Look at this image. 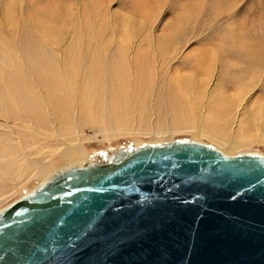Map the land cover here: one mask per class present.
Segmentation results:
<instances>
[{
  "label": "rangeland",
  "instance_id": "1",
  "mask_svg": "<svg viewBox=\"0 0 264 264\" xmlns=\"http://www.w3.org/2000/svg\"><path fill=\"white\" fill-rule=\"evenodd\" d=\"M93 30L97 32L96 39ZM84 31L93 41L86 42ZM22 39L27 46L47 42L56 49L69 47L76 67L83 63L86 46L92 49L100 45L102 61L108 59L106 54L112 49H121L119 52L129 56L132 51L134 55L138 51L149 52L148 63L151 61L153 69L145 73L149 80L145 87L140 88L137 83L142 82L130 75L120 78L122 86L131 84L133 92L118 95L104 75L99 76L95 90L86 78L61 77L64 89L75 87L77 94L81 89L88 91L86 97L84 94L78 99L76 109L73 99L67 98L71 101L64 103L67 106L60 102L56 111L50 112L56 119L67 122H73L74 116L79 115L82 143L90 156L94 151L122 144L178 137L211 143L221 151H227L226 138L236 141L226 154L243 151L264 154V64L261 66L258 61L264 58V0H0V52L10 58V49L17 50ZM155 46L164 71L160 81H154L153 70L159 67L154 63L159 57ZM117 97H123L125 102ZM118 104L123 105V115L115 118V124L105 125L104 121L111 119L109 109L114 112L122 109ZM215 125H225L227 137L211 131ZM197 127L205 131L197 132ZM72 131L69 130L68 138L76 140ZM15 140L16 136L0 142V155L5 151L11 153ZM75 140L71 142L76 144ZM56 141H51L53 146L45 148L43 155L40 153L41 158L50 161L52 169L80 158L65 157L59 151L63 146ZM3 160L10 162L8 158ZM26 162H10L13 168L10 177L0 173V183L4 185H0V208L41 181L32 167L21 168Z\"/></svg>",
  "mask_w": 264,
  "mask_h": 264
},
{
  "label": "water",
  "instance_id": "2",
  "mask_svg": "<svg viewBox=\"0 0 264 264\" xmlns=\"http://www.w3.org/2000/svg\"><path fill=\"white\" fill-rule=\"evenodd\" d=\"M94 155L0 209V264H264L263 154L178 137Z\"/></svg>",
  "mask_w": 264,
  "mask_h": 264
},
{
  "label": "bare ground",
  "instance_id": "3",
  "mask_svg": "<svg viewBox=\"0 0 264 264\" xmlns=\"http://www.w3.org/2000/svg\"><path fill=\"white\" fill-rule=\"evenodd\" d=\"M93 33L95 34L93 38L96 39L97 32L93 30ZM87 34L88 33L84 31V35L86 36L87 39L86 42L92 39V38L88 39ZM91 42L90 44L93 46ZM20 43H22V45L18 46L17 50L12 51L9 48L10 52L12 53V56L10 58L6 57L4 52L2 51L0 52V142L3 143L6 140L9 141L10 138L16 136V140H15L16 145L10 147L12 149V152L8 153L7 151H5L2 155H0V173L7 175V177H10L11 175L10 170L12 168L10 162L16 164L17 161H23V162L27 161L26 163L21 164L22 165L21 168L30 169L32 167L33 171H35V174H38L42 178L40 181L42 182L45 178H47L49 175H51L59 168L86 164L89 163L90 160H97L98 157L96 155L90 156L84 144L82 143V128L80 127L81 122L79 121L80 120L79 115H75V116L73 115L74 116L73 122H67L66 120L60 121L56 119L50 112L51 110L56 111V107L59 105L58 103L60 102L62 104L66 102L67 103L71 102L67 98H70V100L73 99L72 103L76 104L78 99H80V97H82L88 91V89L87 91L85 90L83 91V89H81L77 94V92L75 93L76 90L75 87H69L67 89H64L60 80L61 77L66 78L75 75L77 77L86 78L85 80H88V85L90 86V88L95 90L94 88L98 83L99 76L104 75L105 80L108 81L109 84H111L113 88L116 91H118V95H120V93L124 94L126 92H133L131 90V84L130 87H126L128 86L125 85L126 83L122 86L121 84L122 81L120 80L121 77H123L124 75H130L131 78L134 77L135 79H138L139 82H142V83H137L139 87L140 86L142 87L143 85L145 87V85L149 81L147 80L148 77L145 76V73L152 70L153 68H150L149 63L151 61L148 63V58L150 57V55L148 54L149 52L145 53L142 51H138V54L134 55L133 51L132 52L130 51L131 53L129 56L128 54H124L123 51L119 52L121 49H117L115 51H113L112 49V51L109 54H106V58L108 59L102 61L101 53L99 52V49L101 48L100 45L96 47L93 46L92 49H89L90 47L87 49L86 46V48L84 49L85 52L83 56L84 60H82L83 63H81L79 67H76L75 65L77 64V62L72 59L73 58V56H71L72 51H70L69 47L65 48L64 50L62 47L56 49L47 42L43 43V45L41 46L39 44H35V42L31 43L30 46H27L25 39H22ZM18 45L20 44L18 43ZM155 47L157 48V54L159 57H157V59L156 58L154 59V63L159 64V67H157V70H153L155 71L154 74L155 79L153 78V75L152 76L150 75L149 78H151L152 80L154 79V81L155 80L160 81V78L163 75L162 72L164 71L160 68V62L162 60L160 57V52L158 51L159 50L158 46ZM249 53L253 54L254 52H249ZM131 55H133V57ZM154 56L156 55L154 54ZM253 56H257V54ZM128 57L130 58V61L128 60ZM253 60L255 59H252V61ZM258 61H260L259 63L260 65L261 63L264 64V58L260 57ZM162 79L165 80L166 76L163 77ZM57 80H59L58 83ZM108 82H106L105 85L108 84ZM108 86L110 87V85ZM153 87H155V85ZM113 88L111 87L109 89L111 90ZM101 89L102 88H100V90ZM106 90L104 92L107 93ZM64 92H67V95H65ZM91 93L92 92L90 91L89 94ZM119 97L117 98L118 99L123 98V97L121 98ZM114 100L117 99L115 98ZM121 100L122 103L125 102V99H121ZM120 104H118V106L119 108H122L123 105H121L120 107ZM110 105L111 104H109V106ZM64 106L67 105L64 104ZM87 106H89V104ZM75 107H77V104L74 106V109H76ZM165 107L167 108V106ZM109 110L112 113L111 119L104 121L105 125L108 122L111 123V125L115 124L117 121L115 118L118 115L121 116L123 115L122 114L123 108L119 109V111L117 112H114L112 109ZM159 118L160 116H158V119ZM87 120L90 121L89 119ZM84 121H86L85 116H84ZM128 121L129 120H127V122ZM220 125H222V123ZM220 125L218 126L215 125V127L217 126V128H215L214 126H213L214 128L211 127L212 128L211 131L219 133L220 137L222 138L227 137L228 135L227 127L225 125L224 126H220ZM153 126L155 129V125ZM72 129L73 131L71 133H73L72 135L75 134L76 140L72 137L68 138V133H70L69 130ZM204 131L205 130L203 128L197 127V132H204ZM257 132L261 133L260 130H257ZM212 135H214L213 132ZM52 140H57L56 142L59 144V146H63L59 151L65 157L70 158L72 156H77V157L80 156V158H76L75 160H72L70 163L52 169L51 167L52 165L50 161L45 160V158H41L43 156H40V153L45 148H49L53 146L52 145L53 143H51ZM74 140L76 141V144L71 142ZM225 142H227L228 146L226 147L227 151H223V152L228 153V151H230L232 148L231 145L236 141L235 140L233 141L231 139L226 140L225 138ZM59 146L57 150L60 148ZM108 152H110V150ZM3 158H8L10 162L8 163V161L3 160ZM27 172L29 171L27 170ZM2 177L5 178L4 176ZM0 185L1 187L4 186V185L2 186L1 183ZM30 190L25 192H29ZM4 191H6V189Z\"/></svg>",
  "mask_w": 264,
  "mask_h": 264
}]
</instances>
